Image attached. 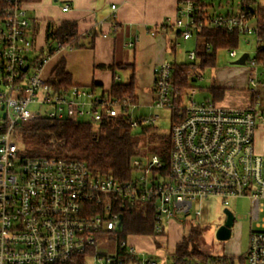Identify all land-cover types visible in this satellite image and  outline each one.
I'll list each match as a JSON object with an SVG mask.
<instances>
[{
	"label": "built area",
	"instance_id": "1",
	"mask_svg": "<svg viewBox=\"0 0 264 264\" xmlns=\"http://www.w3.org/2000/svg\"><path fill=\"white\" fill-rule=\"evenodd\" d=\"M24 1L3 0L0 10V264H89L88 258L91 264H156L125 240L117 242L113 253L94 247L100 233L121 228L122 209L142 202L152 207L157 238L165 234L169 221L186 222L193 203L204 198H219L225 206L228 198H248L250 220L258 219L264 199V154L254 152V134L264 125V56L261 62L256 55L257 48L264 52V34L246 24L244 12L206 14L203 21L194 0H177L176 17L166 23L179 30L183 40L195 37L205 23L254 33V54L246 52L243 65L250 99L244 106L211 98L195 101L198 87L191 83L202 81L203 72L195 69L183 89L171 64L161 63L154 71L152 107L170 111L167 164L148 153L132 159L130 179L118 180L94 175L77 160L22 154L15 137L22 121L82 118L97 124L104 115L135 107L126 98L112 99L76 85H52L49 75L44 77L51 55L45 48H34ZM61 48L56 45V50ZM195 50L187 52L188 61L195 60ZM244 52L227 49L232 60ZM156 118L140 116L129 122L133 127L153 125ZM192 213L198 219L200 204ZM242 255L244 264H264V218L250 226Z\"/></svg>",
	"mask_w": 264,
	"mask_h": 264
},
{
	"label": "trees",
	"instance_id": "2",
	"mask_svg": "<svg viewBox=\"0 0 264 264\" xmlns=\"http://www.w3.org/2000/svg\"><path fill=\"white\" fill-rule=\"evenodd\" d=\"M194 1L198 9L197 17L203 18L204 21V17L208 14V3L203 0ZM254 3L255 0H239L240 11L246 14V21L254 20V27L259 34L263 35L264 4L255 5ZM2 4L3 0H0V10ZM228 12L226 16L237 15ZM32 28L34 29V25ZM157 28L171 35L169 49L175 52L177 39L181 36L180 31L167 25V23H163ZM243 34L248 33L236 29L229 31L226 28L210 26L205 23L201 31L195 34L197 37L195 60L188 62L173 61L170 63L174 78L181 88L187 87L188 79L191 80L195 69L202 70L214 66L217 50L226 49L227 51L229 48H237L240 36ZM96 35L97 32L87 34L90 37V45L92 43L91 38L93 39ZM80 38L77 34L76 22L65 20L58 25H54L52 21H48L44 31L45 51L47 54L53 55L56 52L57 44L67 48L83 47L84 44L81 43ZM247 40L246 42H248ZM206 46H209V50ZM257 49L260 53L256 55V58L259 57L262 62L263 49ZM123 68L132 70V64H111L113 79L109 90L104 91L102 95L118 100L126 98L129 103L136 105L132 73L126 82L118 80L116 76V71ZM49 81L58 89L72 85L62 59L51 70ZM97 86V83L94 82L91 87L95 89ZM208 90L212 100H219L222 94L221 89L211 84ZM125 111L127 112L121 111L116 116L104 115L97 124L75 118L60 120L42 118L22 121L18 126L15 137L22 144L23 155L77 160L83 162L94 175L111 176L118 180L130 179L133 173L132 159H141L148 153H156L166 166L171 147L168 133L166 135L160 134L155 124L131 126L128 115L129 110L125 108ZM121 211L123 214L121 228L112 233L116 241L124 240L127 235L131 234L154 236L153 210L149 203H137ZM201 231L199 225H190L187 233L176 242L170 263L187 264L193 260H198L205 264H233V256L205 254L200 249ZM239 258L240 261H243V255H240Z\"/></svg>",
	"mask_w": 264,
	"mask_h": 264
},
{
	"label": "crops",
	"instance_id": "3",
	"mask_svg": "<svg viewBox=\"0 0 264 264\" xmlns=\"http://www.w3.org/2000/svg\"><path fill=\"white\" fill-rule=\"evenodd\" d=\"M203 1L206 2V0ZM254 4H264V1L256 2L255 0ZM63 5H68L69 9L61 11L60 7ZM111 5H114V8ZM23 6L30 21V33L36 50L42 48L37 42V35L42 32L44 39L48 21H52L54 25L65 20L74 21L77 24V34L81 37L80 41L84 46L58 49L57 58L48 75L62 59L72 85L88 88L95 94L102 95L104 91L109 90L113 79L111 64H132V70L128 68L117 70L116 76L121 81L119 72L126 71L127 73L122 74H125L127 81L132 73L135 106L137 108L152 106L156 98L153 86L154 71L161 63L172 62L168 59L171 51L169 49L171 35L157 27L176 17L177 0H25ZM240 12L239 7L236 13L231 14ZM228 13L227 11L225 14L218 15H228ZM250 20L246 21V24ZM254 25L255 22H253ZM91 32H97V35L91 38L90 45V37L87 34ZM190 39L193 42L192 49H195L197 37ZM129 43L132 44L129 45ZM233 66L238 68H231V70L227 68L228 72L225 74L217 73L210 85L213 84L221 89V97L217 100L219 103L244 106L250 99L245 89L247 68L240 65ZM232 71L238 72V75L232 76ZM94 82L98 85L95 89L91 87ZM228 88L244 90V96H236V98L232 96L233 104L230 101L224 103L223 99L225 93L229 92ZM257 147L260 148L258 145ZM250 226H252L251 220L249 228ZM244 251L236 257L242 256ZM239 263L244 264V261L239 260Z\"/></svg>",
	"mask_w": 264,
	"mask_h": 264
},
{
	"label": "rangeland",
	"instance_id": "4",
	"mask_svg": "<svg viewBox=\"0 0 264 264\" xmlns=\"http://www.w3.org/2000/svg\"><path fill=\"white\" fill-rule=\"evenodd\" d=\"M264 0H256V2ZM208 3L207 10L211 15L225 14L227 11L230 13H236L239 9V0H206ZM253 20H250L247 24L253 26ZM37 35V34H36ZM254 33L243 34L240 36V39L237 44L238 51L248 52L250 57L253 56L255 51L256 42L254 40ZM246 39H248L246 42ZM37 42L42 48L46 47V43L43 39L42 32L37 35ZM67 47H63L65 49ZM193 48L192 39L182 40L178 38L175 52L170 51L168 59L175 62H188L187 51ZM56 54L51 55L46 70H44V77H47L50 68L54 64L57 58ZM232 60L228 56L226 49H219L216 51V60L214 66H209L201 71L203 72L202 81H193L191 85L197 86L196 92L193 95L195 101H201L205 98H211V94L208 90V86L211 81L214 79L215 75L218 73L228 72L226 69L233 68L237 69L238 66H233L229 62ZM46 71V72H45ZM122 73H127L126 71ZM121 72V81H126V78ZM238 72L232 71V76H237ZM229 92L225 93L223 102L227 103L230 101L231 104L234 103L232 96H244V90L240 89H231L228 88ZM99 91V90H97ZM228 103V104H230ZM129 117L133 120L140 116H149L157 115L155 125L158 127L160 134L166 135L169 130V117L170 111L167 109H158L154 107H133L128 111ZM82 120V118H80ZM256 141H258L256 143ZM20 142V141H19ZM21 143V142H20ZM22 145V144H21ZM257 145L260 147L258 148ZM264 125H258L255 129L254 134V152L256 154H264ZM228 203L225 206L219 198H204L200 201H195L193 203V209L190 213V216L187 218L186 222H177L171 221L165 226V234L161 237H152L149 235H127L124 239L129 244L135 247V249L141 253H144V257H149L152 260L156 261V264H169L171 262L172 252L174 251V246L177 241H179L189 229L190 225H199L202 229L201 240L199 243L200 249L205 252V254H215V255H226L233 256L235 264H240L239 257L236 255L240 254L245 250L247 244V232L250 225V212H251V201L248 198L239 197V198H228ZM200 204L201 215L197 218L193 216V210L195 204ZM262 210L259 213L257 220H251L252 227H255V224L258 220L264 218V199L261 200ZM228 209L233 215V224L231 225V235L228 239L224 241H219L215 238V230L223 223L225 219L224 210ZM182 217V215H180ZM176 219V218H175ZM157 241V243H155ZM117 242L114 235L111 233L105 232L100 233L97 236L95 243V248L102 253H113L116 251ZM153 245V247H152ZM147 253H146V252ZM89 264H91V258H88Z\"/></svg>",
	"mask_w": 264,
	"mask_h": 264
},
{
	"label": "water",
	"instance_id": "5",
	"mask_svg": "<svg viewBox=\"0 0 264 264\" xmlns=\"http://www.w3.org/2000/svg\"><path fill=\"white\" fill-rule=\"evenodd\" d=\"M246 57H247V53L244 52L243 54L240 55V57L230 61L229 63L231 65L243 66L245 64V58ZM224 213H225V219H224L223 223L218 225V227L215 230V238L219 241H224L230 237L231 225L233 224V220H234L232 213L228 209L224 210ZM119 225H120V221L118 223V226Z\"/></svg>",
	"mask_w": 264,
	"mask_h": 264
},
{
	"label": "clouds",
	"instance_id": "6",
	"mask_svg": "<svg viewBox=\"0 0 264 264\" xmlns=\"http://www.w3.org/2000/svg\"><path fill=\"white\" fill-rule=\"evenodd\" d=\"M25 115H27V113H25Z\"/></svg>",
	"mask_w": 264,
	"mask_h": 264
}]
</instances>
